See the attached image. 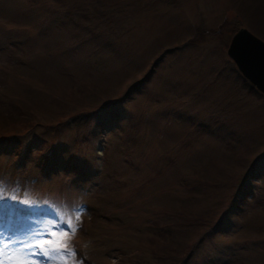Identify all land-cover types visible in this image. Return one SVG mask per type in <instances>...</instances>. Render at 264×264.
<instances>
[{"label":"rangeland","instance_id":"obj_1","mask_svg":"<svg viewBox=\"0 0 264 264\" xmlns=\"http://www.w3.org/2000/svg\"><path fill=\"white\" fill-rule=\"evenodd\" d=\"M259 5L0 0V189L17 199L0 258L47 238L68 264H264V94L226 53L239 21L264 38Z\"/></svg>","mask_w":264,"mask_h":264},{"label":"water","instance_id":"obj_2","mask_svg":"<svg viewBox=\"0 0 264 264\" xmlns=\"http://www.w3.org/2000/svg\"><path fill=\"white\" fill-rule=\"evenodd\" d=\"M227 53L242 75L264 93V39L241 26L232 34Z\"/></svg>","mask_w":264,"mask_h":264},{"label":"snow or ice","instance_id":"obj_3","mask_svg":"<svg viewBox=\"0 0 264 264\" xmlns=\"http://www.w3.org/2000/svg\"><path fill=\"white\" fill-rule=\"evenodd\" d=\"M4 190L0 189V202L6 199ZM71 227V225L69 226ZM78 228V225H77ZM76 228H72V234L74 235ZM54 235V234H50ZM19 239V238H16ZM15 239L9 238V243H14ZM69 243L70 241L65 239L56 243L52 239H40L33 240L30 243L21 244V249L19 252L15 253V258L10 261H5L0 258V264H68V255H74V250L69 253ZM62 245V247H61ZM40 249L39 253L35 251H29L30 249ZM26 253V255H25ZM60 254L65 257L64 260H53V254ZM43 256L45 259L40 260L37 256Z\"/></svg>","mask_w":264,"mask_h":264},{"label":"trees","instance_id":"obj_4","mask_svg":"<svg viewBox=\"0 0 264 264\" xmlns=\"http://www.w3.org/2000/svg\"><path fill=\"white\" fill-rule=\"evenodd\" d=\"M252 3L254 4V6L255 7H260V5H259V3H264V0H252ZM250 4V3H249ZM263 11H264V9H262ZM239 24H240V21H239V23H235V25L231 28V30L232 31H235L236 29H237V27L239 26ZM197 32H200L199 30L197 31ZM256 33V32H255ZM263 35H264V33H262ZM96 34H93V36L91 35V39H99L101 36H100V34H97L96 36H95ZM259 35V34H258ZM261 36V35H260ZM107 42H108V40H107ZM109 42H111V40H109ZM104 44H106V42H103ZM113 51H114V49H113ZM74 170H75V174H77V175H82V171H80L79 169H78V167H74ZM79 175V176H80Z\"/></svg>","mask_w":264,"mask_h":264}]
</instances>
